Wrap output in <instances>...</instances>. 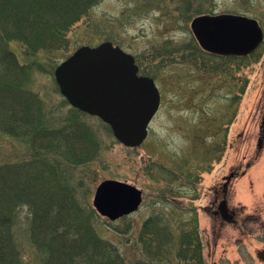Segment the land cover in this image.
Segmentation results:
<instances>
[{"label":"rangeland","instance_id":"rangeland-1","mask_svg":"<svg viewBox=\"0 0 264 264\" xmlns=\"http://www.w3.org/2000/svg\"><path fill=\"white\" fill-rule=\"evenodd\" d=\"M217 14L254 19L264 32V0H100L71 28L61 50L26 58L21 44L9 45L21 64L42 65L29 85L56 125L73 108L60 94L54 70L79 47L110 42L133 56L139 75L154 80L160 108L139 147H124L98 118H81L100 144L96 158L75 171L85 179L90 205L105 180L143 193L134 214L116 222L100 217L101 236L125 260L141 257L139 231L161 210L178 226L195 220L206 264H264L256 258L264 249V41L247 58L203 54L190 23ZM27 157L26 143L0 135V164ZM224 197L234 223L218 213ZM25 229L18 226L30 257Z\"/></svg>","mask_w":264,"mask_h":264},{"label":"trees","instance_id":"trees-1","mask_svg":"<svg viewBox=\"0 0 264 264\" xmlns=\"http://www.w3.org/2000/svg\"><path fill=\"white\" fill-rule=\"evenodd\" d=\"M99 2L0 0V135L28 146L26 159L0 164V264H206L195 220L178 226L165 211L142 224L139 258L125 260L101 236L85 179L75 176L98 155L97 136L75 109L57 125L48 120L29 85L42 65L21 64L9 48L21 44L26 58L63 49L71 28ZM20 224L26 225L30 257Z\"/></svg>","mask_w":264,"mask_h":264},{"label":"water","instance_id":"water-1","mask_svg":"<svg viewBox=\"0 0 264 264\" xmlns=\"http://www.w3.org/2000/svg\"><path fill=\"white\" fill-rule=\"evenodd\" d=\"M190 28L201 49L218 56H246L263 39L257 21L242 15H200ZM54 79L71 107L98 117L123 146L135 148L145 140L160 95L151 78L138 76L130 54L110 42L82 46L55 68ZM142 200V191L134 185L105 180L97 185L92 206L99 216L114 222L136 212ZM218 209L225 221L234 222L226 200ZM256 257L264 262V250Z\"/></svg>","mask_w":264,"mask_h":264},{"label":"flooded vegetation","instance_id":"flooded-vegetation-1","mask_svg":"<svg viewBox=\"0 0 264 264\" xmlns=\"http://www.w3.org/2000/svg\"><path fill=\"white\" fill-rule=\"evenodd\" d=\"M262 134H263V136H264V125H263V128H262ZM225 198V197H224ZM217 209H218V205H217ZM218 213H219V211H218ZM233 218H234V220H235V213H233Z\"/></svg>","mask_w":264,"mask_h":264}]
</instances>
